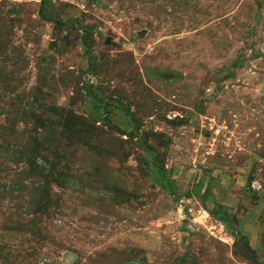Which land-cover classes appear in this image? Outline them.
<instances>
[{
	"label": "rangeland",
	"instance_id": "374dc122",
	"mask_svg": "<svg viewBox=\"0 0 264 264\" xmlns=\"http://www.w3.org/2000/svg\"><path fill=\"white\" fill-rule=\"evenodd\" d=\"M0 264H264V0H0Z\"/></svg>",
	"mask_w": 264,
	"mask_h": 264
},
{
	"label": "trees",
	"instance_id": "16d2710c",
	"mask_svg": "<svg viewBox=\"0 0 264 264\" xmlns=\"http://www.w3.org/2000/svg\"><path fill=\"white\" fill-rule=\"evenodd\" d=\"M163 169V171L165 170L164 168H162Z\"/></svg>",
	"mask_w": 264,
	"mask_h": 264
},
{
	"label": "water",
	"instance_id": "95a60500",
	"mask_svg": "<svg viewBox=\"0 0 264 264\" xmlns=\"http://www.w3.org/2000/svg\"><path fill=\"white\" fill-rule=\"evenodd\" d=\"M108 42V41H107Z\"/></svg>",
	"mask_w": 264,
	"mask_h": 264
}]
</instances>
